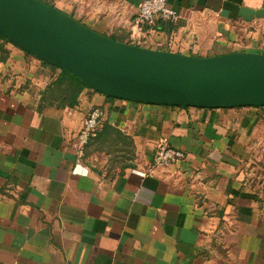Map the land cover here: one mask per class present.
Wrapping results in <instances>:
<instances>
[{
	"label": "crops",
	"instance_id": "0c3cea01",
	"mask_svg": "<svg viewBox=\"0 0 264 264\" xmlns=\"http://www.w3.org/2000/svg\"><path fill=\"white\" fill-rule=\"evenodd\" d=\"M48 1L127 43L141 2ZM168 1L179 18L147 26L161 43L148 48L264 52V0ZM60 71L0 38V264H264V106L143 103L89 85L59 105L61 89L45 92ZM95 105L108 129L78 159ZM163 141L186 157L149 174Z\"/></svg>",
	"mask_w": 264,
	"mask_h": 264
},
{
	"label": "water",
	"instance_id": "95a60500",
	"mask_svg": "<svg viewBox=\"0 0 264 264\" xmlns=\"http://www.w3.org/2000/svg\"><path fill=\"white\" fill-rule=\"evenodd\" d=\"M0 35L109 97L175 106H264V52L192 55L122 42L41 0H0Z\"/></svg>",
	"mask_w": 264,
	"mask_h": 264
},
{
	"label": "built area",
	"instance_id": "2783aa9c",
	"mask_svg": "<svg viewBox=\"0 0 264 264\" xmlns=\"http://www.w3.org/2000/svg\"><path fill=\"white\" fill-rule=\"evenodd\" d=\"M179 12L169 5L168 0H141L138 12L134 17L133 24L135 30L131 31L128 43L142 47L161 46L159 42H152L147 34V29L154 28L157 19L163 21H176ZM147 26L149 28H147ZM168 47L171 41L167 42ZM103 109L99 105L91 107L84 115L81 126L75 134V152L78 159H81L90 139L98 134L103 125ZM185 152L181 149L172 147L166 142H160L153 155L151 166L148 168L149 174H155L158 167H166L172 163L185 159ZM141 174H145L140 171Z\"/></svg>",
	"mask_w": 264,
	"mask_h": 264
},
{
	"label": "trees",
	"instance_id": "16d2710c",
	"mask_svg": "<svg viewBox=\"0 0 264 264\" xmlns=\"http://www.w3.org/2000/svg\"><path fill=\"white\" fill-rule=\"evenodd\" d=\"M41 1L47 4H52V2L48 0H41ZM109 37L118 39L116 38V36H109ZM0 38L5 39L1 35H0ZM85 86H87V83L82 78L75 75L69 70L61 69L58 76L52 81V83L49 84L47 91L45 92V95L47 94L49 95V97L55 96L54 90L56 88H59L61 90L58 92V98H59L58 104L72 106L76 102L78 95L80 94V92L83 90ZM110 98H115V97H110ZM106 129H108V125H105L101 129V131H99L98 134L94 137L101 136L102 134H104V131ZM124 138L127 143V149H126L128 150L127 156H131L132 139L131 137L127 135Z\"/></svg>",
	"mask_w": 264,
	"mask_h": 264
},
{
	"label": "rangeland",
	"instance_id": "374dc122",
	"mask_svg": "<svg viewBox=\"0 0 264 264\" xmlns=\"http://www.w3.org/2000/svg\"><path fill=\"white\" fill-rule=\"evenodd\" d=\"M52 1H54V0H52ZM83 18V16H81V19ZM263 38H264V34H263ZM263 48H264V46H263Z\"/></svg>",
	"mask_w": 264,
	"mask_h": 264
}]
</instances>
